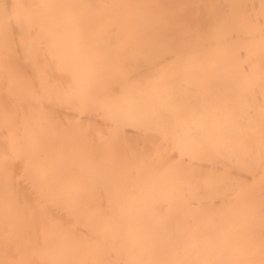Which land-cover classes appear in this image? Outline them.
Masks as SVG:
<instances>
[{
	"label": "bare ground",
	"instance_id": "obj_1",
	"mask_svg": "<svg viewBox=\"0 0 264 264\" xmlns=\"http://www.w3.org/2000/svg\"><path fill=\"white\" fill-rule=\"evenodd\" d=\"M248 22V0H0V75L7 78V66L18 64L29 71L27 53L35 49L36 59L47 63L40 71L64 80L55 98L66 104L62 114L72 119L71 133L91 144L84 151L64 147L54 159L39 161L36 174L74 206L87 199L104 202L96 209H74L75 216L85 217L86 241L72 245L55 233V243L39 252L44 261L39 264H105L100 255L114 256L117 264H264V228H258L262 234L244 233L247 211L257 207L244 192L254 187L227 186L219 202L205 200L192 212L185 201L198 198L197 183L179 176L175 165H163L159 150L166 144L162 128L171 124L172 147L194 165L202 164L200 154L208 148L219 164L264 163L258 142L256 157L247 160L227 148L230 124L241 135L238 117L204 98L205 85L222 80L214 75L211 80L210 72L227 77L231 67L241 65L224 63L250 58L256 67L255 55L264 58V29L254 39ZM233 84L234 91L259 90L250 101L264 100V88L249 81L245 88ZM44 97V104L55 103ZM240 108L252 133L260 134V120L252 114H260L264 104ZM42 125L46 142L69 135L60 127L52 134V125ZM13 148L33 154L29 147ZM227 183L235 181L219 185ZM202 184L211 188L205 178ZM8 212L0 203L1 224L17 217ZM23 249L20 244L14 251L21 262L29 256ZM72 254L77 258L70 260Z\"/></svg>",
	"mask_w": 264,
	"mask_h": 264
},
{
	"label": "rangeland",
	"instance_id": "obj_2",
	"mask_svg": "<svg viewBox=\"0 0 264 264\" xmlns=\"http://www.w3.org/2000/svg\"><path fill=\"white\" fill-rule=\"evenodd\" d=\"M248 21V34H253V38L256 39V32L259 33L261 28L264 29V0H248ZM250 38L252 39V36ZM32 46L33 41L30 43V47ZM249 52L251 51L249 50ZM36 54L35 49H33V53H27V56L31 58L29 65L34 70V74H31L32 69L30 68L29 71L27 68L24 72L18 64L17 68L7 66V78L0 75V203L5 206L8 213L17 214L16 218L10 217L4 220L3 224L0 223V264H39V262H44L40 259L39 252L45 251L46 247H51L55 243L53 235L58 232L65 235L70 241L73 240L72 245L76 240L78 242L86 241L88 235L85 233L86 225L83 223L85 217L82 214L75 216L74 209L87 211L90 208L101 207L104 203H101L99 199L92 201L87 199L83 201L82 205L74 206L66 200L59 199V196L55 194L56 189L42 181L40 174H36L40 169L39 161L54 159L56 155L64 151V147L76 146L80 151H84L85 148L91 146L86 137H77L73 132L71 133L72 119L68 115L62 114L67 110L66 104L58 102V99L55 98L63 91L64 80L40 71V68L46 67L47 63L39 62L35 57ZM252 60L258 66L254 67L250 58L243 61L235 59L224 63L241 65L239 70L234 66L231 67L227 77L218 71L210 72L211 80L213 75L222 80L215 82L216 79H214L213 82L206 84L209 92L204 93L205 99L221 107H226L232 116L237 115L236 123L241 126V135L236 133L235 125L230 124L226 136L229 140L227 148L245 160L256 157L254 143L258 142L264 146V108L260 114H252V119L260 120L256 125V130L260 134L252 133L248 121L238 111L240 106L242 107L241 111L245 112L243 107L264 104V100L250 101L249 95H257L259 90L248 87L247 92L245 91L248 81L255 84L257 88H264V58L257 54ZM233 82L240 83L245 89L234 91ZM44 94L49 101H55L53 105L51 104L52 106L44 104ZM191 105L194 106V104ZM246 116H249L248 112ZM43 123L48 126L52 125L50 128L52 134H55L60 127L69 135L62 140L49 137L46 142L42 135V132L46 130ZM162 131L166 134L164 137L166 144L161 142V146H159L163 165H175L179 176L188 177L197 183L198 198L190 197L185 201L192 206V212H196L197 205L205 200L219 202L220 195L227 194V186H233L236 189L253 186L254 188L251 191L247 189L244 195L246 201H254L257 207L254 212L247 211L245 216L247 223L244 227L249 231L244 233L262 234L258 228H264V208H262L264 206V163L260 166L251 163L243 168L237 167L233 163L219 164L213 162L216 161L214 153L208 148L200 154L202 164L194 165L188 162V159L181 158L177 150L172 147L171 140L175 134L171 124L162 128ZM13 147L20 149L29 147L33 150V154L24 156ZM11 151H16L19 156H16V159L13 158ZM219 151L224 153L223 148H220ZM206 159L208 162L205 163L207 164L204 163ZM218 171L222 173L221 178L218 177ZM64 175L70 178L73 176L69 173ZM203 178L208 180L211 186L209 190L203 189ZM229 178L235 183L232 185L227 183L225 187L219 185L221 180L226 182ZM36 189H41L43 194L33 192ZM207 196H211L212 199ZM226 202L229 203V201ZM52 203L54 206L50 205ZM178 218L181 219L180 216ZM194 218L198 219L197 216ZM8 227L12 229L9 230ZM20 244L24 246L23 252H29V256L24 262L14 255V251L18 252ZM102 246L106 247V251L111 252L105 241H102ZM77 256L70 255V260ZM100 256L104 257L105 264L118 263L114 256L108 258L105 255ZM121 260L125 261L124 255L121 256ZM65 264L69 263L65 261Z\"/></svg>",
	"mask_w": 264,
	"mask_h": 264
}]
</instances>
